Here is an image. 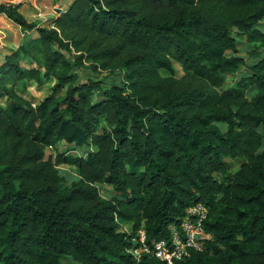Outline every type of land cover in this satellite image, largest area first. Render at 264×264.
<instances>
[{"label":"trees","instance_id":"1","mask_svg":"<svg viewBox=\"0 0 264 264\" xmlns=\"http://www.w3.org/2000/svg\"><path fill=\"white\" fill-rule=\"evenodd\" d=\"M0 15L36 28L11 6ZM262 22L264 0H73L36 29L0 66V264H165L135 257L138 233L148 247L168 242L195 205L208 239L175 264H264ZM20 56L55 81L36 106L16 92L41 81ZM83 60L119 76L81 81Z\"/></svg>","mask_w":264,"mask_h":264},{"label":"rangeland","instance_id":"2","mask_svg":"<svg viewBox=\"0 0 264 264\" xmlns=\"http://www.w3.org/2000/svg\"><path fill=\"white\" fill-rule=\"evenodd\" d=\"M73 0H0V5L11 6L16 8L18 12L23 15L26 20L30 23H34L36 28L31 32H24L18 26L10 22L5 15H0V66L3 64L7 57H11L14 53H20L21 47H27L34 39L38 37L36 29L38 28H51L54 26V21L68 9L69 5ZM59 11V12H58ZM264 32V22H262ZM261 27V26H260ZM237 57H241L245 60H249V53L251 47L245 44L244 40L239 39L237 45ZM260 52V50H259ZM68 61L73 63L75 61L76 54L72 51L71 53L63 52ZM227 56H232L231 53L226 54ZM264 56V53H263ZM19 65L25 70H39L41 74V81H30L21 82L16 85V92L18 95L23 97L25 100L29 101L32 106L38 105L42 100L52 94L55 81L50 77L44 76V71L39 68L35 63L27 61L23 56L19 58ZM90 64L83 60V66L75 68L74 71L78 74L81 81L84 80H102L104 84L113 82L117 77L113 74L98 71V74L92 72L89 69ZM173 67L176 71V77L180 78L183 76L181 67L174 63ZM116 74V73H115ZM162 76L167 77L168 75L164 72L161 73ZM243 72L237 73L234 77H230L227 80V85L231 86L235 83L241 76ZM62 95V92L60 93ZM59 95V96H60ZM96 97V96H95ZM2 105H5V101H1ZM67 147L60 146L58 148L59 152H65ZM88 151L86 148L72 150L76 155H85ZM46 155L53 156L55 151L47 150ZM239 160H234L232 164L230 173H234L238 170L240 165ZM59 174L66 180L67 184L70 185L76 179L75 170L69 166H59ZM99 192L103 197H114V193L108 186L99 187ZM125 231L129 232V227H123ZM136 257L139 256V251H134ZM60 264H76L70 259L61 260Z\"/></svg>","mask_w":264,"mask_h":264},{"label":"built area","instance_id":"3","mask_svg":"<svg viewBox=\"0 0 264 264\" xmlns=\"http://www.w3.org/2000/svg\"><path fill=\"white\" fill-rule=\"evenodd\" d=\"M207 214L206 207L202 205H195L187 209L185 218L180 225L170 227L169 241L154 243L152 247L145 245V234L140 231L138 239L141 248L138 249L139 256L137 258H140L141 255H150L165 264H175L188 258L191 251H202L204 241L208 239L203 228Z\"/></svg>","mask_w":264,"mask_h":264},{"label":"water","instance_id":"4","mask_svg":"<svg viewBox=\"0 0 264 264\" xmlns=\"http://www.w3.org/2000/svg\"><path fill=\"white\" fill-rule=\"evenodd\" d=\"M59 12V11H58Z\"/></svg>","mask_w":264,"mask_h":264}]
</instances>
